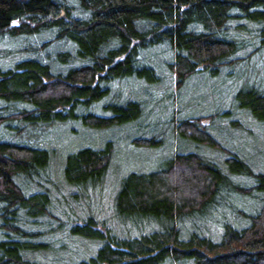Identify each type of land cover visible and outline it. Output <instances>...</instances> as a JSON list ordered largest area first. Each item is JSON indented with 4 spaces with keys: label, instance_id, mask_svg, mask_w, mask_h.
<instances>
[{
    "label": "trees",
    "instance_id": "1",
    "mask_svg": "<svg viewBox=\"0 0 264 264\" xmlns=\"http://www.w3.org/2000/svg\"><path fill=\"white\" fill-rule=\"evenodd\" d=\"M262 50L264 0H0V264H264V168L250 159L175 150L163 167L117 181L99 219L70 202L112 183L114 143L80 148L62 167L21 138L70 114L97 130L130 128L150 102L116 95L119 80L165 77L177 89ZM235 98L264 126V84ZM224 113L175 111L161 124L225 152L209 131ZM151 133L133 142L156 145ZM61 171L67 198L50 192Z\"/></svg>",
    "mask_w": 264,
    "mask_h": 264
},
{
    "label": "rangeland",
    "instance_id": "2",
    "mask_svg": "<svg viewBox=\"0 0 264 264\" xmlns=\"http://www.w3.org/2000/svg\"><path fill=\"white\" fill-rule=\"evenodd\" d=\"M222 70L221 74L212 70L194 73L177 89L168 87L170 82L165 77L158 82L132 77L119 80L120 83L114 91L116 95H119V92L126 98L146 97L150 102L145 116L130 128L97 130L75 120L70 114L62 123L49 124L47 127L41 126L37 129L27 128L21 138L48 146L54 156L53 159L62 167L67 155L80 148H102L106 141L114 143V161L110 167V171H114L112 183L101 191L100 196L98 193L96 195L94 192L86 191L89 201L83 202L81 207L75 202H70L76 214L94 213L99 219L110 217L112 198L119 185L117 181L129 172L148 173L163 167L175 150L194 152L212 163L220 162L235 153L250 159L255 167L263 169L264 126L242 109L235 94L253 82L264 84V50L248 62L231 65ZM219 110L225 113L214 121L209 131L225 148V152L200 142L176 138L174 132L161 124L175 111L182 117H188ZM98 112L106 111L98 108ZM17 127L20 128V125L15 124L14 128ZM144 131L152 132L158 143L149 146L135 144L133 139L140 137ZM58 172L52 174L53 177L50 176L56 186L50 192L53 196L60 194L67 198L68 194L74 191L65 183L62 171ZM46 175H49L48 172ZM107 181H110L109 178ZM244 199L246 202H252V199ZM98 200L101 203L100 208H96L99 205ZM67 206L70 207L69 204Z\"/></svg>",
    "mask_w": 264,
    "mask_h": 264
}]
</instances>
